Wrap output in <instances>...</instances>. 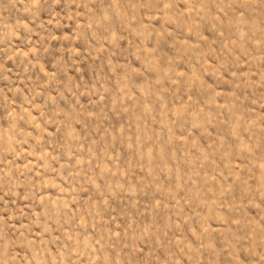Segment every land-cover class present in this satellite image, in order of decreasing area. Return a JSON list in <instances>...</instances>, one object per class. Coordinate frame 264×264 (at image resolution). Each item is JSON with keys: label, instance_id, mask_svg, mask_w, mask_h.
<instances>
[{"label": "rangeland", "instance_id": "374dc122", "mask_svg": "<svg viewBox=\"0 0 264 264\" xmlns=\"http://www.w3.org/2000/svg\"><path fill=\"white\" fill-rule=\"evenodd\" d=\"M0 264H264V0H0Z\"/></svg>", "mask_w": 264, "mask_h": 264}]
</instances>
